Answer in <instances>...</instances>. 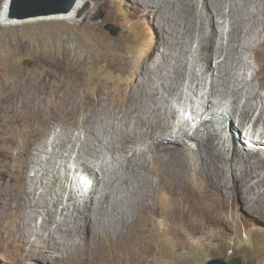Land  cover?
Wrapping results in <instances>:
<instances>
[{
	"label": "bare ground",
	"instance_id": "obj_1",
	"mask_svg": "<svg viewBox=\"0 0 264 264\" xmlns=\"http://www.w3.org/2000/svg\"><path fill=\"white\" fill-rule=\"evenodd\" d=\"M82 1L78 0L73 9L63 15V19H73V17L78 16ZM145 1L149 5L147 10L155 15L153 18L157 22L155 25L156 38L164 40L171 51L169 50L168 54L160 53L157 51V46L155 48L157 42L153 41V46L138 63L129 60L125 63L124 59L112 58L115 69L122 68L123 72L130 70L132 77L130 80L122 79L118 82H115L116 80L114 82L99 80L95 85L93 102H88L83 95L84 80L87 75L91 74L90 67L82 64V61L87 58L85 54L78 55L76 59L74 57V61H69L73 66L78 65L76 68H71L73 73L67 78L59 75L60 73L53 74L50 72L26 76L19 74L18 80L9 84H0V228H7L20 243L28 245L29 248L35 249L38 253L54 251L62 254V256L72 255L71 264H103L104 261L100 258V254L104 248H98L103 239L112 240L113 236L117 239L122 238L123 227H128L130 231V221L137 216L128 218V215L130 216L134 212V215H137L140 210L149 209V202L153 199L157 184L169 192H177L178 177L170 180L166 176L167 174L160 173L159 182L155 183L156 181L151 178L152 171L142 158L145 153L154 151L155 147L160 145L159 140L167 141L165 138L169 134L170 139L166 143L175 145L177 143L175 130L178 133L189 135L193 142L198 140V150L196 151L198 153H194L195 158L189 159H197L194 164L196 167L198 166L208 183L219 184V178L215 173L217 165L213 161L216 153L206 148L210 137H206L205 142L198 136L197 131H200L199 126L206 134L224 129L226 124L218 125L231 116H236L234 112L220 111L219 108L215 111L217 108L215 106L213 112L209 114L208 111L201 112L203 107L198 111L201 112V116L198 114L199 116L196 115L191 118L189 115L192 112L185 115L183 121H177L179 123L172 121L171 116L174 113H171L172 115L169 117L172 109L169 113L167 112L172 101L180 102L182 97L180 86L189 89L194 83L196 85L202 84V80L196 72V65L204 66L205 81L206 79L209 80L207 94L202 99L206 103V107L212 109L214 102L223 104L222 107L229 105L222 102L226 97L225 93L229 91L232 95L229 106L233 111L237 109L235 103H237L238 94H242L239 98L244 99L243 102L241 101L242 108H238L239 114L236 112L240 125H244L247 120H250L258 109L260 110L259 118L263 115L264 103L260 107L256 106L258 104H254L257 97H263L264 100V95L261 96L259 93L262 83H250L247 75L237 73L239 66L245 68L250 65L247 61L249 58L247 51L251 48L250 45L264 39V16L261 17L262 19L257 18L258 20L256 18L251 19L253 14L250 7L256 0H235L232 11L236 13L244 7L249 21L247 20L245 24L243 20L241 21L236 17L237 19L229 22L226 32L225 30L215 31L214 29L215 27L218 28L221 21L226 17L224 8L221 7V0H206V4L210 7L212 19H214L213 37L206 38L199 34L197 38L201 46L198 49L193 47L196 36L191 26L188 27V31L186 28L181 31V23L174 18V14L172 15L174 7L176 9L177 6L176 1ZM7 4L8 0L4 2L0 11L1 25L41 20L40 17L27 21H7L4 18ZM257 4L260 5V9L264 10V0H259ZM164 16H167L166 19L160 23L159 21L163 20ZM142 23L144 24V22ZM193 48L194 51L191 56L196 64L188 66V57ZM213 57H222V60L211 69ZM169 59H173L174 62L172 63V60L170 62ZM117 63L121 66H116ZM205 81L203 85L207 87ZM49 85L51 87L47 89ZM54 89L55 91H53ZM230 94L229 96H231ZM70 106L83 107L86 111L95 113L99 118H88L86 120L88 128L82 124L81 130L74 136L73 133H69L70 131L67 132V125L73 126L71 129H78L74 125V120L66 123L71 115ZM173 106L172 104L171 108ZM103 108H107V110L101 116ZM114 109L115 111H113ZM118 114L116 127L119 130L116 133L121 139L117 144L119 146L111 140L113 134H110L115 123L114 117ZM51 121L56 123L49 125ZM126 121H130L132 129V135L129 136L128 140L125 139L121 129L122 127L128 128V125L125 124ZM196 121L197 123H195ZM24 122H27L30 128L41 129L44 134L47 132L41 127L47 125L48 127L45 129L48 132L53 129L55 124L60 126V130L49 137L43 135L35 142L29 139H22L18 142L16 141L17 129ZM177 124L181 127L180 130L177 129ZM245 131L254 136L257 132L255 123ZM80 133L83 134V139H81ZM260 134L264 137V130ZM234 135L235 133L228 136L232 142L236 140ZM109 136L111 138L108 140ZM189 136L187 139L191 141ZM116 138L118 139V137ZM157 139L159 140L157 141ZM257 148L259 150L250 148V151H246L249 156L238 155L234 161L230 158L235 170H239L242 176L251 169L256 170L259 166H264V156L258 154L264 153V148L259 145ZM102 150H106L109 157L103 156L98 162ZM183 151L188 155H191L192 152L188 149ZM74 152H76L79 162H82L80 163L81 169H79L82 171H75L74 173L78 180V184H76L78 187L73 191L86 194L91 189L98 192L97 188L102 187L104 192L94 194V197L89 201L83 202V206L74 205L70 208L68 204H65L60 212L55 209L52 211L49 204L54 207L61 200L58 196L52 199L48 198L49 194L54 193L50 186L57 183L58 176L53 173L48 174L46 167L40 165V161L52 162L54 157L62 156L64 153H69L68 156H71ZM200 152H203L205 156L201 155ZM128 153H132L134 156L130 158ZM95 158L96 160H94ZM239 163L240 168L237 167ZM30 169H35L34 175L28 173ZM254 172L260 176L259 181H264V174ZM121 173L124 174L123 179L120 176ZM90 174L96 176L97 179L92 178L89 183L86 179ZM106 174H109L110 178L108 183L104 184L102 178ZM125 176L132 183L137 184L138 180L140 184H143L136 186L131 183L128 184ZM144 177L146 180H143ZM115 182H119L121 187L124 186L132 201L128 202L127 206L121 207L123 203H120L117 209H112V207H116V196L118 195V189L116 190L117 187L114 186ZM70 201L71 198L67 197L66 202ZM77 201L80 203L82 200L78 198ZM178 209L179 213L186 212L183 204L178 206ZM103 214H109L111 220L102 217ZM37 218H40V221H37Z\"/></svg>",
	"mask_w": 264,
	"mask_h": 264
},
{
	"label": "rangeland",
	"instance_id": "obj_2",
	"mask_svg": "<svg viewBox=\"0 0 264 264\" xmlns=\"http://www.w3.org/2000/svg\"><path fill=\"white\" fill-rule=\"evenodd\" d=\"M5 1L0 0V11ZM174 1H176L177 6L176 9L174 7L172 15L174 14V18L181 23V31H184V28L188 31V27L191 26L196 36L193 47L200 48L201 44L197 38L199 34L206 38L213 37L212 25H214V19H212L210 7L206 4V0ZM255 2L250 7L253 14H251L253 16H251V19L256 18L258 20L257 18L264 16V10L260 9V5L257 4L259 0ZM234 5L235 0H221V7L224 8L223 11L226 17L221 21L218 28H214L215 31L225 30L226 32L229 22L231 23L237 18L243 20L245 24L247 20L249 21L246 9L242 7L238 10L239 12L235 13V11H232ZM147 7L149 5L145 0H83L79 8L81 14L78 19H76L78 16L73 17V19H63V13L56 16L41 17V20L36 22L0 24V84L12 83L18 80L20 75H36L49 72L53 74L60 73L59 75L67 78L73 73L71 68H76V65H78L73 66L69 61H74L78 58V55L85 54L89 59H84L82 64L90 67L91 74L87 75L84 80L83 95H85L88 102H93L95 85L99 80L105 82L116 80L115 82H118L122 79L130 80L132 77L130 70L123 72L122 68L115 69L112 58L124 59L125 63L128 60L138 63L153 46V41L157 42L155 45L157 51L163 54L169 52L170 49H168L165 41L156 38L155 25L157 22L153 18L155 15L149 12ZM14 12L17 13L19 10L15 7ZM243 12H245V15ZM99 15L101 17L96 19V16ZM166 17L164 16L163 20L159 22H163ZM106 25H111L112 28L110 26L106 28ZM114 27L119 28L116 34L111 32ZM263 40L251 44V48L247 51V57H249L247 61L251 66L245 68L239 66L237 69V73L240 75H247L250 83H262L259 90L261 96L264 95ZM194 48L190 51L188 66L196 64L191 56ZM213 58L211 59V69L217 62L222 60V57ZM171 60L173 63L174 60L169 59L170 62ZM116 66L121 65L117 63ZM195 67L202 84L196 85L194 83L189 89L180 86L181 100L180 102L172 101L170 106L172 107V104L174 106L173 108L168 106L167 112L169 113L172 109L169 117L174 113L171 119L175 123H179L177 121L180 120L183 121L185 115L192 112L194 114L189 115L191 118L202 111H208L207 113L211 114L215 106L217 107L215 111L219 108L220 111L234 112L236 116H231L228 120H225L224 124L221 122L218 125L223 126L226 124L224 129L206 134L199 126L200 131H197L198 136L204 139L205 142L210 137L208 140L209 145L207 144L206 148L216 153L213 161L217 165L215 173L219 178V184L208 183L198 166L196 167L194 164L197 159H189L195 158L194 153H198L196 152L198 150V140L193 142L192 137L181 132L178 133L176 130L177 143L175 145L166 143L169 142L170 134L165 138L167 141L157 139L160 145L155 147L154 151L145 153L142 156L143 161L152 171L151 178L156 181L155 183L159 182L158 178L162 173L167 174L166 176L170 180L178 177L177 192H169L160 184H157L153 199L149 202V209H142L137 215H134L135 212L130 216L128 215V218L137 216L130 221V231L128 227H123L122 238L117 239L113 236L112 240L103 239L101 246L98 247L99 249L104 248L100 254V258L104 261L103 264H204L212 258L221 257L239 259L241 264H264V181H259L260 176L254 172L257 171V173L263 175L264 166H259L256 170L251 169L246 175L242 176L239 170H235L230 161V158L234 161L238 155L244 157L247 155L246 151H250V148L259 150L258 145L264 148V137L260 134L264 130V111L262 117L259 118L260 110L258 109L250 120H247L244 125H240L237 117L244 99L239 98L242 94H238L239 101L237 100V103H235L237 111H233L229 106L231 105L232 95L229 91L227 93L226 90L225 101L222 102L229 105L222 107L223 104L214 102L216 105H212V109L206 107V103L202 99L207 94L209 80L206 79L205 81L206 76L203 75V65H196ZM204 81L207 87H204ZM50 87V85L47 86V89H50ZM49 100H51L50 97ZM201 103L203 104L201 105ZM262 103H264L263 97H257L254 101V104H258L256 106L259 107ZM106 110L107 108H103L101 116L104 115ZM200 110L201 112H198ZM69 112L71 115L66 123L74 120V125L78 129H71L73 126L67 125V132L70 131L69 133H73L74 136L81 130L82 124L85 128H88L86 124L88 118H99L95 113L88 112L83 107L70 106ZM118 116L119 114L115 115L113 129L110 128L112 130H110V134H113H111L112 138L108 137V140L111 138L116 145L121 141L118 133H116L119 130L116 127ZM257 116L258 119L256 120ZM54 123L56 122L51 121L49 125ZM254 123L257 131L254 135L257 139L256 142H252L243 136V132ZM125 124L128 125L127 129L125 127L120 128L124 132L125 139L128 140L129 136L132 135L131 123L126 121ZM177 125V129L180 130L181 127L179 124ZM47 127L48 125L41 127L47 132L44 134L41 129L30 128L28 123L24 122L17 129L16 141L29 139L35 142L43 135L49 137L60 130V126L57 124L49 132L45 129ZM183 128L186 129L184 126ZM233 133H235L236 140L232 142L228 136ZM245 134H247V131ZM80 136L83 139V134L80 133ZM188 136L191 141L187 139ZM244 141L250 142L253 146L243 143ZM187 149L192 151L191 155L183 151ZM100 153L101 158L98 162L101 161L103 156L109 157L106 150H102ZM200 153L205 156L203 152ZM68 154L64 153L62 156L54 157L52 162L40 161V165L46 167L48 174L53 173L58 176L57 183L50 186L54 193L49 194L48 198L52 199L58 196L61 200L57 206L52 207L49 204L52 211L55 209L60 212L65 204H68L70 208L74 205L83 206V202L89 201L94 197V194L104 192L102 187L97 188L98 192L91 189L86 194L73 191L78 187L74 180V173L75 171H82L79 170L82 162H79L76 152L72 153L71 156H68ZM128 154L130 158L134 156L132 153ZM258 154L264 156V153ZM240 166V163L237 164L238 168ZM35 169H30L28 173L34 175ZM121 174L120 176L123 179L124 174ZM92 178L97 179L96 176L90 174L87 176L88 182H91ZM109 178V174L103 176V183H108ZM125 180L128 181V184L131 183L134 186L143 184H140L138 180L137 184L132 183V181L126 179V176ZM143 180H146V178L144 177ZM118 183L115 182L116 185L114 184L117 187L116 190L118 189V195L116 196V207H112V209H117L120 203H123L121 207L123 205L127 206L132 201L131 197H128L124 186L121 187ZM67 197L71 198L70 202H66ZM78 198L82 200L80 203L77 201ZM182 204L186 208V212L179 213L178 206ZM102 217L108 220L110 215L103 214ZM109 220L111 219L109 218ZM37 221H40V218H37ZM71 260L72 255L62 256V254L54 251L38 253L35 249L29 248L28 245L20 243L7 228H0V264H71Z\"/></svg>",
	"mask_w": 264,
	"mask_h": 264
},
{
	"label": "water",
	"instance_id": "obj_3",
	"mask_svg": "<svg viewBox=\"0 0 264 264\" xmlns=\"http://www.w3.org/2000/svg\"><path fill=\"white\" fill-rule=\"evenodd\" d=\"M78 0H8L7 8L4 11V18L7 21H25L27 19H37L40 17L56 16L70 12ZM19 10L15 13L14 8ZM63 14V15H64ZM81 13H78V18ZM101 15L96 16L100 18ZM82 18V17H81ZM111 25H106V28ZM119 30L114 27L111 31L116 34ZM204 264H241L239 259L212 258Z\"/></svg>",
	"mask_w": 264,
	"mask_h": 264
},
{
	"label": "clouds",
	"instance_id": "obj_4",
	"mask_svg": "<svg viewBox=\"0 0 264 264\" xmlns=\"http://www.w3.org/2000/svg\"><path fill=\"white\" fill-rule=\"evenodd\" d=\"M223 123H225V122H222V124ZM246 131H244L243 133H245ZM246 135H250V133H248V134H246ZM251 136V135H250ZM251 137H253V136H251ZM246 142H248V141H244L243 143H246ZM256 142V141H255ZM247 144H250V146H253V144H251V143H247ZM249 146V145H248ZM76 183V182H75ZM76 184H78V183H76Z\"/></svg>",
	"mask_w": 264,
	"mask_h": 264
}]
</instances>
